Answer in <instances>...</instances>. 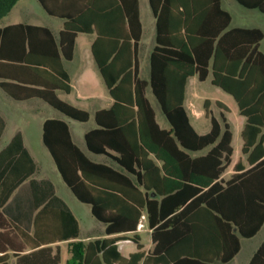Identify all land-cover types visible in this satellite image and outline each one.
<instances>
[{
    "label": "trees",
    "instance_id": "obj_1",
    "mask_svg": "<svg viewBox=\"0 0 264 264\" xmlns=\"http://www.w3.org/2000/svg\"><path fill=\"white\" fill-rule=\"evenodd\" d=\"M16 1L0 0V19ZM38 1L48 14L64 19L59 38L40 25L1 27L0 87L17 99L40 97L67 116L86 121L88 111L55 91L71 90L62 58H72L76 35L94 33L92 53L113 102L95 111L96 127L84 138L90 151L108 155L124 172L90 160L63 120L43 122V141L64 182L90 204L107 233L134 231L143 211L152 229L154 246L146 255L138 250L124 257L109 239L95 240L86 245L82 264L228 262L239 250V235L252 237L264 222L262 30L229 28L231 16L220 0H148L156 19V43L144 79L137 60L138 0ZM236 1L264 13V0ZM209 73L211 84L231 94L245 116L241 152L249 167L244 169L238 159L225 181L220 175L233 153L230 123L223 112L220 120L212 115L205 99L210 130L200 134L184 107L187 79L196 75L204 81ZM147 87L168 128L157 122ZM216 104L227 110L222 102ZM53 216L63 229L71 224L73 230L41 233L39 226L56 220ZM34 222V233L28 234L0 213V264H7L8 249L18 255V264H59V256L45 244L76 236L77 220L67 210L43 207ZM26 246L33 250L20 254ZM248 264H264V240Z\"/></svg>",
    "mask_w": 264,
    "mask_h": 264
},
{
    "label": "crops",
    "instance_id": "obj_2",
    "mask_svg": "<svg viewBox=\"0 0 264 264\" xmlns=\"http://www.w3.org/2000/svg\"><path fill=\"white\" fill-rule=\"evenodd\" d=\"M39 4H40V2H39ZM220 5L231 16L230 23L228 26L229 28H233V27L253 28V27H256V28H259L262 30L261 27H259L258 25H255L253 23H250L249 20H243V19L239 20L238 18L235 19L233 17L229 8H237V7H239V5H241L236 0H220ZM40 6H41V4H40ZM241 6H243V5H241ZM42 9H43V7H42ZM249 9H252V8H249ZM138 10H139V19H140V23H141V37H140V40L138 41V46H137V60L139 63V76L141 78L148 79L150 67H148V75L146 77H142L140 74L141 64H140V59H139V49H140V46L142 44L144 36L148 35L149 43H148V47H146V49H145V54L148 57V65H149V56H150V53H151V51H152V49L156 43V40H155L156 19L152 13V9L149 5L148 0H138ZM260 13H262V12H260ZM48 15H50V14H48ZM257 15H259V17L262 18V20H264V13L257 14ZM51 16H54V15H51ZM54 17H58V16H54ZM58 18H60L61 20H60V22L57 23L55 28H52L50 26H45L51 31V33H52V35L56 41L59 38V32H60V30L63 26V22H64L63 18H61V17H58ZM244 21H246L247 23L242 24V22H244ZM15 23L39 25V24H33V23H27V22H13V23L1 24L0 28L4 27L6 25L15 24ZM40 26H44V25H40ZM262 32H263V38L261 39V41L259 43V47H258L259 50H261L260 45H261L262 40L264 39V31L262 30ZM79 34L80 33H78L76 35V38H75V44H74V48H73L72 58L71 59L62 58V65L68 74L71 90L69 92H65L62 90H56L55 92H56V95L60 99L66 101V102H68V103H70V104H72L78 108L85 109L84 107L79 105L80 104L79 102L83 99L84 95H80V98L76 97V102H70V101H68L62 97V93L69 95V94H71V92L73 90L71 77H70V74L68 72L66 63H71L75 59L76 49H77V38H78ZM89 34H92L93 37L90 39V43H89L90 54H88V53L85 54L88 58V61H86L85 63L87 64V66H90L91 68L96 70L98 72V74L100 75V72H99L98 66L96 64V61L94 59V56L92 53V48H91L92 42L95 39V34L94 33H89ZM262 52L264 53V51H262ZM87 70H88L87 68L82 67V69H79L77 71V75L80 77H84ZM194 76H196V75H194ZM100 77H101V75H100ZM191 77H193V76H191ZM191 77H189L187 79L186 86H185V97H184V107L186 109L190 123H191V120L189 117L188 106H192L191 105L192 99H191V97L188 98L187 84H188V81ZM208 77L211 79V73H209ZM0 80H3V79L0 78ZM101 80L104 83L102 77H101ZM104 85H105V83H104ZM105 87H106V85H105ZM147 89H150V88L149 87L146 88V96L148 97ZM106 90H107V87H106ZM107 92H108V90H107ZM90 99H92L94 101H100V98H97L95 96H90ZM148 99H149V97H148ZM205 99H208V98H205ZM187 100L189 101L188 105H187ZM149 101H150V99H149ZM216 101H219V100H215V102H214L216 107L219 110L218 111L219 112V118H217V117L216 118L220 120V113L223 112L224 115L226 116V112H228L229 109L226 106V104H224L222 101H220L227 107V110H223L222 108H220L216 104ZM112 102H113V99L110 96V98L108 100H106L105 105H100L101 103H98V105H95V107H94L95 109L93 111V119H94V113L96 110L102 109V108H108L111 106ZM210 102H211V100H210ZM45 105H48L49 107L55 109L57 112H55L54 115H52V116H45L44 115L41 117L39 115V113H37L38 112L37 110H39L40 108L45 109L46 108ZM211 105H212V102L210 103V109H211ZM85 110L88 111L87 109H85ZM88 113H89V118H90V112L88 111ZM211 113H212V115H214L212 112V109H211ZM203 114L206 118L209 119V117H207L205 115V111L203 112ZM155 117H156V111H155ZM48 118H55V119L63 120L68 125L72 141L79 147V149L90 160L97 162V163H104V164L110 165L114 169L124 172L123 168L118 163H116L111 157H109L108 155L103 154V153H95V152L90 151L87 148L85 138H84V134L88 130L96 127V123H95V126L89 128V129H86L82 132V145H79L75 141L73 134L71 132V129L69 127V123H68V119H73V118L67 116L63 112L54 108L53 106L48 104L46 101H44L40 97L33 96V97H26L23 99H17L15 97H13L12 95H10L8 92H6L2 87H0V213L4 216V218L7 221L12 222L13 224H16L17 226L22 228L24 231H26L28 234L34 233V230H35V222L34 221H35L36 214L43 207H50V208H54V209H63V210H67L70 213H72V215L75 217V219L77 220V223H78L77 235L74 237H68L66 239H57L54 242L45 244L46 246H49L51 248V254L52 255L56 254L59 256V264H62V251L64 249L67 252L66 264H82L81 256L85 251L86 245L89 242H93L95 240H103V239H107V240L109 239L108 241L110 243H112V245L115 246L116 250L124 257L130 256L132 253H134L138 250L143 251L144 255L149 253L153 249L154 241L152 239V229L150 227H148V224H147V216H146L145 211L142 212L141 218L138 222V226L134 231L121 232V233H107L105 230L106 224L104 222L98 220L93 215V213L91 211L90 204L80 201L73 194L70 187L64 182V180L62 179V177H61V175H60V173L56 167V163H55L52 155L50 154L48 148L46 147V145L44 144V141H43L42 125H43V122ZM89 118L86 121H88ZM226 118H227V116H226ZM73 120H76V119H73ZM156 120H157V118H156ZM77 121H79V120H77ZM86 121H79V122H86ZM209 121H210V119H209ZM227 121H228V118H227ZM94 122H95V120H94ZM157 122H158V120H157ZM244 123H245V116H243V125L240 129V133H241V130L244 126ZM159 125H160V123H159ZM191 125H192V123H191ZM230 126H231V123H230ZM161 127H164V126H161ZM164 128H168V127H164ZM209 130H210V127L205 132H198L197 130L196 131L200 134H203V133L208 132ZM231 131H232V139H233L234 132L232 130V127H231ZM240 136H241V134H240ZM231 145H232V141H231ZM84 147L89 152H91L92 154L103 155L104 161H96V160H93L92 158H90L89 155L84 150ZM202 152L203 151L191 152V155H193V156L198 155ZM242 155L243 156L239 157L238 159H241L243 166H244V169H246L249 167V165L246 161V155L243 153H242ZM36 157L41 158V159H45V157L46 158L49 157L51 159V161H53V165L56 168L58 174L60 175L61 180L56 179V182L52 181L49 178V174H50L49 165H47L45 163H43L41 165L38 164L36 161ZM225 170L220 175V178H222V180H224V181L227 180L231 176V174H233L235 172V167L233 165L232 170L227 174H225ZM85 205H87V206H85ZM76 210H78V211H76ZM80 211L90 212V214L96 220H98L100 223H102V226H100V227L97 226L98 228H96L94 226L95 227L94 230H86L85 235L82 237V231L83 230H82V225H81V221H80V217H79V213H78ZM56 218L57 217L54 218V216L52 217V219H56ZM43 219H44V217H43ZM45 219H47V218H45ZM58 221L59 220H57V219L56 220H48L47 225H45V223H44L43 225L39 226V231H41V233L43 231H47V234L51 235L52 233H55V232L59 233L60 231L66 232V231L73 230L71 224L67 229H63V227L60 226ZM141 222H143L144 225L147 227L148 233L150 235V242L147 245V247H145L144 244L141 242V238L138 234V230H139V226H140ZM263 225H264V222H263L262 226L260 227V229L252 237L256 236L261 231ZM0 230H1V228H0ZM252 237H243V236L239 235L240 247H239V250L237 251V253L232 257V259L235 256H237L239 254V252L241 251L242 240L244 238L249 239ZM125 240L133 241L136 245V249L129 251L127 254L122 253V251L119 248V242L125 241ZM263 240H264V237H262L261 240L257 243V246L254 247V249L251 252L249 259H248L246 264H248L250 258L252 257V255L257 250V248L259 247V245L262 243ZM138 243L141 245V248L138 247ZM45 245H42V246H45ZM32 250H33V248L26 246L25 249L20 252V254L28 253ZM79 250L81 252V255L78 258L75 256V253L79 252ZM7 252L9 254V257L7 259V264H18V255L14 252V250L8 249ZM98 254L100 255V253H98ZM232 259H230L228 262L223 263V264L229 263ZM102 264H107V263L103 262ZM117 264H119V263H117Z\"/></svg>",
    "mask_w": 264,
    "mask_h": 264
},
{
    "label": "rangeland",
    "instance_id": "obj_3",
    "mask_svg": "<svg viewBox=\"0 0 264 264\" xmlns=\"http://www.w3.org/2000/svg\"><path fill=\"white\" fill-rule=\"evenodd\" d=\"M229 9L235 19L238 18L239 20H249L250 23L258 25L264 31V20H262V18L257 15L262 13H260L257 9H249L241 5H239V7L237 8ZM60 20L61 19L58 17L48 15L42 9L37 0H17L16 3L12 6L10 12L0 20V25L13 22H27L55 28V26L58 22H60ZM244 23L247 22H242V24ZM92 37V34H79L77 38V49L75 59L71 63H66L68 72L71 77L73 90L69 95L62 93V97L70 102H76V97L80 98V95H84L83 99L79 102V105H81L90 112V118L86 122H79L77 120L68 119L69 127L71 129L73 137L79 145H82V132L86 129L95 126V122L93 119V111L95 109V105H98V103H101L100 105H105L106 100L110 98L98 72L90 66H87V64L85 63L86 61H88V58L85 54H90L89 43ZM148 43V35H145L139 49V59L141 64L140 74L142 77H146L148 75V57L145 54V49L146 47H148ZM260 49L264 51V39L261 42ZM82 67L88 69L84 77H80L77 75V71L79 69H82ZM209 79L210 78L208 77L204 81H199L196 76H193L189 79L187 84V95L188 98L191 97L192 99V106H188L189 117L192 125L198 132H205L210 127V121L203 114L204 99L208 98L211 100V109L214 116L217 118H219V110L214 103L215 100L222 101L224 104H226L229 109V111L226 112V116L228 118V121L231 123V127L234 132L232 139L233 153L231 155V162L225 170V174H227L232 170V167L234 163L238 160V158L243 156L241 153L242 139L240 136V129L243 125V116L239 114L237 104L233 97L220 87L212 85ZM147 95L152 103V106L156 111V118L160 125L164 127H169V124L163 116L159 105L154 99L150 89H147ZM90 96L100 98V101H94L90 99ZM188 104L189 101L187 100V105ZM45 106V109L40 108L39 110H37V113H39L41 117L44 115L52 116L55 112H57L55 109L49 107L48 105ZM84 150L93 160L104 161L103 155L92 154L85 147ZM36 161L40 165L43 163L49 165V178L52 181L56 182V179L61 180L60 175L58 174L56 168L53 165V161H51L49 157H45V159L36 157ZM78 213L83 230L82 237L85 235L86 230H94L95 227L98 228L102 226V223L96 220L90 214V212L80 211ZM138 234L141 238V242L144 244L145 247H147L150 242V235L148 233L147 227L144 225L143 222L140 223ZM262 237H264V225L261 231L256 236L249 239L244 238L242 240L241 251L227 264H246L251 252L253 251L254 247L257 246V243L261 240ZM119 248L122 253L127 254L129 251L135 250L136 245L131 240H125L119 242ZM66 255L67 252L64 249L62 251V264H66ZM80 255V250L79 252L75 253V256L78 258L80 257Z\"/></svg>",
    "mask_w": 264,
    "mask_h": 264
}]
</instances>
